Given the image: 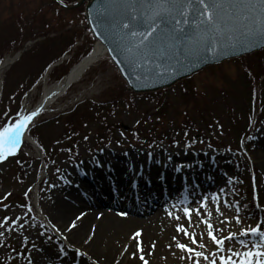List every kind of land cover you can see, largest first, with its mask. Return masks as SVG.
<instances>
[{"label": "rangeland", "instance_id": "obj_1", "mask_svg": "<svg viewBox=\"0 0 264 264\" xmlns=\"http://www.w3.org/2000/svg\"><path fill=\"white\" fill-rule=\"evenodd\" d=\"M78 2L80 0H65L69 7L63 8L56 0H0V67L7 59L14 60L0 79V117H4L6 110L9 116L15 114L20 106L28 111L35 109L46 88L62 82L75 65L92 54L96 41L87 24L86 3L73 9ZM261 75H264V49L208 67L171 89L136 95L129 92L106 53L68 88L52 108L36 119L30 138L38 150L29 143L18 157L0 166V199L6 192H11L4 204H24V193L31 188L29 202L35 205L37 222L47 224L51 229L41 214L53 219L55 200L65 185L72 186L69 175L74 176L72 169L78 163L95 162L98 154H107L109 161L116 163L117 160L111 157L113 152L124 155L134 151L138 155L161 152L170 157L173 166L190 167L195 165L197 161L193 160L197 157L210 154L218 158L215 161L221 166L219 173L211 176V181H207L208 177L203 174L197 177L193 173L182 176L183 181L174 178L173 184H178L179 188L175 191L177 195L169 191V183L173 182H169L171 176L160 173L150 180L148 178V182L157 184L148 189L153 193L151 196L146 194L145 188L135 185L133 193L126 189L124 181L119 184L114 180L112 189L102 190L91 183V195L87 189L82 190L87 196L78 199L77 195L70 193L72 189L65 195L70 201L81 203L83 213L93 212L92 218H95V212L101 211L99 204H102L109 206L106 210L115 215L128 213L126 218L119 216L128 220L146 218L130 214L131 201L136 208L147 211L150 206L160 204L158 200H169L167 205L158 208L163 212L155 213L164 215L159 216L163 218L161 221L165 220L162 222L164 227L157 231L154 254L145 258L149 264H188L187 260L180 259L183 253L172 241V237L177 235V223L188 227L182 208L195 207V201L225 187L223 181L229 176L234 178L227 186L229 199L233 202L239 200L245 205L241 208V226H255L256 217H264L252 201L254 177L255 188L260 191L264 203V148L258 147L256 142L258 136L264 137V76ZM3 122L0 119V126ZM85 135L89 136L88 141L83 139ZM241 140H244L243 146ZM75 145H79L78 149ZM69 147L79 152L75 159L69 158ZM178 158L185 162H176ZM17 159L21 164L16 163ZM207 160L202 159L201 163ZM171 169L175 171L177 168ZM53 184L56 187H50ZM125 191L130 195L126 199L122 198ZM232 192L238 195L232 197ZM133 194L138 196L132 198ZM112 204L118 205L119 209H111ZM172 205H176L179 211ZM2 206L0 204V208ZM165 208L181 215V221L170 219ZM209 210L213 212L210 222L227 231L229 226L219 223L222 217H217L211 206ZM221 211L225 217L234 214L223 205ZM21 212L19 207L8 212L0 211V219L4 215L15 217ZM232 230L239 231V228ZM189 231L196 233L197 240L208 245L209 251L214 250L207 235L201 240L199 234L206 233L207 229L198 223L195 214ZM32 234L35 235V231ZM180 240L191 246L190 240L183 235ZM170 243L173 244L171 251L168 249ZM151 245L150 242L145 253L151 250ZM15 246L20 247L18 241ZM116 250L112 260L99 259V264H116L117 261L119 264H142ZM33 255L36 264H47L46 254ZM0 259H3L2 255ZM56 264H72V256L57 260Z\"/></svg>", "mask_w": 264, "mask_h": 264}, {"label": "snow or ice", "instance_id": "obj_2", "mask_svg": "<svg viewBox=\"0 0 264 264\" xmlns=\"http://www.w3.org/2000/svg\"><path fill=\"white\" fill-rule=\"evenodd\" d=\"M56 2L63 8L69 7L65 0ZM97 8L99 15L96 17V27L101 30H93V34L102 36L112 45L110 53L116 52L123 57L122 60L113 57V60L118 67L126 64L130 70L128 72L121 68V75L127 77L135 74L136 83L131 84L133 88L142 86L144 80L153 76L163 78L174 74L181 63L199 60L209 53L217 55L238 45L264 42V0H104ZM40 113V109L28 111L20 106L15 114L9 116L6 110L4 117H0L4 121L0 126V166L18 157L22 148L28 146ZM69 139L72 137L69 136ZM83 139L88 141L89 136L85 135ZM243 144L244 140H241V146ZM74 147L78 149L79 145ZM176 147H179V143H176ZM67 152L70 159L79 155L78 151H73V147H69ZM16 163L21 164V161L17 159ZM56 171L59 173L60 169L57 168ZM233 180L229 176L223 181L225 187L212 192L210 196L201 197L195 201V207L182 208L188 227L177 223V235L172 237L176 249L183 253L181 260H187L188 264H264V217L257 216L255 226H241V208L245 205L239 200L233 202L229 199L227 186ZM50 187L54 188L56 185ZM31 192V188L26 189L25 203L21 205L3 203L12 195L11 192H6L0 199V204L3 205L0 211L8 212L14 207L22 210L20 215H4L0 219V255L3 256L0 264H12L13 261L16 264L21 261L24 264H36L34 253L46 254L47 264H56L57 260L66 259L70 255L72 264H99L98 258L94 259L84 247L95 235V227L79 245L67 234L73 233V229L78 227L76 221L82 220L87 213L77 215L63 230L56 223L49 229L47 224L37 222L35 205L29 202ZM231 195L235 197L238 193L232 192ZM252 201L255 208L264 213V203L261 201L260 191L255 188L254 177ZM221 205L234 214L225 217ZM210 206L215 209L217 217H222L219 223L229 226L227 231L210 222L213 216ZM171 207L177 209L176 205ZM165 211L170 219L181 221V215L168 208ZM193 214L198 223L204 224L207 229L206 233L199 234L201 240L207 235L214 250L209 251L208 245L197 240L196 233L189 231L193 226ZM116 215L126 218L128 213L118 212ZM102 216V213L97 215V219ZM233 228H239V231H233ZM33 231L35 235L32 234ZM181 235L190 240L191 246L181 242ZM142 236V230L135 231L130 237V241L135 242V248L133 249L131 242L122 245V255H130L134 261L149 264L145 256L154 254L156 244L153 242L151 250L145 253ZM17 241L19 248L15 246ZM37 241L41 243L37 244ZM172 247L173 244L170 243L168 249L171 251Z\"/></svg>", "mask_w": 264, "mask_h": 264}, {"label": "bare ground", "instance_id": "obj_3", "mask_svg": "<svg viewBox=\"0 0 264 264\" xmlns=\"http://www.w3.org/2000/svg\"><path fill=\"white\" fill-rule=\"evenodd\" d=\"M92 54V56L83 60L75 68H72L70 73L62 80V82H59L50 88H46L41 101L38 103L35 109H40L41 111L43 110V112H45L52 108V106H54L57 101L64 96L65 92L71 85L78 82L92 65H94L105 56L106 51L100 43H96ZM13 61L14 60L7 59L6 62L0 67V79L2 78L4 72L12 65ZM66 86H69L67 90L65 89ZM256 142L259 143L258 147L264 148L263 136H258ZM30 143L33 144V146L38 150L37 145L34 144L31 138ZM114 153L115 152L111 154V157L114 161L117 160L116 163L120 165H117L115 162L111 163L109 161L110 157L107 154H98L94 159L95 162H82L77 164L79 166L76 165L75 167H73L72 171L74 176L71 177L69 175V178L71 182H73V184L70 188L69 186L67 187V185H65L63 191L61 192L62 194H60V197L56 198L53 208V219L51 220L48 216L41 214L43 219L47 223H49L50 226L53 223H56L63 230L65 226H67L71 221L75 220L77 215L83 213L81 210V208L83 207L81 203L75 202L73 200L70 201V199L66 198L65 195L67 193V190L69 189H72L70 193H73V196L77 195L76 199H78L80 197L87 196V194L82 191L83 189H87V191L89 190L91 195V183H98L99 188L107 189L109 188V185L112 184V180H114L115 182H119V184L124 181V183L126 184L124 185L126 189H129V191H132L133 193L136 189L135 185H137L141 189L145 188L147 191L146 194L150 195L148 189L156 187L157 184L148 182V178L150 180L151 177H155L153 175H157L156 173L164 174L165 176H171L170 178L172 179L169 180V182L173 181L169 183V185L171 186L174 183V178H176V181H183L181 177L186 176L190 173L195 174L197 177L203 174V176L208 177L207 181H211V176H216L217 173H219L218 170L221 169V166L218 165V163L215 161L218 158H214L210 154L197 157V160H193L197 161L196 163H194L195 165L186 167L184 165H178L175 163V166H173L170 161V157L164 156L165 154L161 152L160 154L148 153L147 155L143 154V152L142 154L138 155L134 151L128 152L124 155ZM184 159H187V161L190 160L189 157H184ZM184 159L178 158L176 162L184 163ZM202 159H208L207 161H210L205 165L207 161L205 163H201ZM174 167L179 168V171H176V169L175 171L174 169H171ZM189 176L191 177V175ZM112 188H114V186H112ZM112 188L110 187V189ZM127 192L125 191L124 196L121 195L122 198L126 199V197L130 196ZM104 194L107 196L106 193ZM177 194V192H174V195ZM133 197H135L134 194L132 195V198ZM166 200H158L161 203L157 206L152 205L149 208L147 207L148 209H150L147 211L143 209L141 210V208H136L135 205L132 204L133 202L129 201L131 204V208H129L130 214L135 216L138 215L137 218L142 216L146 217L141 220L140 218H129V220L120 218L113 212L106 210V207L101 205V211L95 212V218H92V215H94L92 214L93 212H88L86 217L84 216L81 221H76L78 227L76 229H73V233H75V235H73V233L67 234L76 244L79 245L83 243V240L89 236L91 229L95 227V235L92 237L91 242L84 247H86L90 251L94 259L98 258V260H112L113 254L117 252L116 249L123 251L122 245H126L127 243L131 242L134 249L135 242L130 241V237L135 231L142 230L143 236L141 237V239L143 241V247L145 251L150 242L153 243L156 241L155 239L157 237L158 229L164 227L163 223L165 220L161 221L163 220V218L159 217L164 215L157 216L158 214L155 213L157 211L163 212V210L158 208L160 206L162 207L163 205H167L169 200ZM111 209L119 208L118 205H116ZM101 213L103 214L102 218L97 219V215ZM149 214L153 215H150L149 217ZM159 245L160 244H158V246Z\"/></svg>", "mask_w": 264, "mask_h": 264}, {"label": "water", "instance_id": "obj_4", "mask_svg": "<svg viewBox=\"0 0 264 264\" xmlns=\"http://www.w3.org/2000/svg\"><path fill=\"white\" fill-rule=\"evenodd\" d=\"M103 2L104 0H80V2H78L76 5L73 6V9L78 8L83 3H86L85 13H86L88 27L92 35L94 36L96 42L100 43L105 48V51L108 54L110 60L115 65V67L119 71V74L121 75V71H120L121 68H123L125 71L128 72H130V70L127 69L126 64H122L118 67L115 64L113 57L121 60L123 59V57L118 55L116 52L110 53L109 48L112 47V45H110L107 41H105L102 36L97 37L93 34V30L96 32H99L101 30L100 28L96 27V17L99 15V10L97 8V5L102 4ZM236 35H239V33H237ZM263 49H264V42L257 43L255 45H247V46L238 45L222 54L212 55L211 53H209L206 57L201 58L199 60H193L191 62L181 63L176 68L174 74L166 75L163 78H156L155 76H153L151 79L144 80L142 86L135 88L131 87V84L136 83L135 74H130L127 77L121 75V77L125 81L129 89V92H132L136 95L154 94L163 90L171 89L177 83L200 73L201 71L205 70L208 67L222 64L226 61L236 59L239 57L247 56L256 53L258 51H261ZM144 71H148V70L144 69ZM126 80L130 81V83L126 82ZM67 87L68 86H66L65 89H67Z\"/></svg>", "mask_w": 264, "mask_h": 264}, {"label": "trees", "instance_id": "obj_5", "mask_svg": "<svg viewBox=\"0 0 264 264\" xmlns=\"http://www.w3.org/2000/svg\"><path fill=\"white\" fill-rule=\"evenodd\" d=\"M264 75H261L260 77H263ZM258 78H259V76H258Z\"/></svg>", "mask_w": 264, "mask_h": 264}]
</instances>
